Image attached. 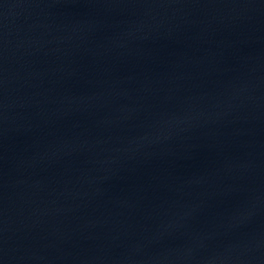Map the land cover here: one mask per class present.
<instances>
[{
    "label": "water",
    "instance_id": "1",
    "mask_svg": "<svg viewBox=\"0 0 264 264\" xmlns=\"http://www.w3.org/2000/svg\"><path fill=\"white\" fill-rule=\"evenodd\" d=\"M0 264H264V0H0Z\"/></svg>",
    "mask_w": 264,
    "mask_h": 264
}]
</instances>
